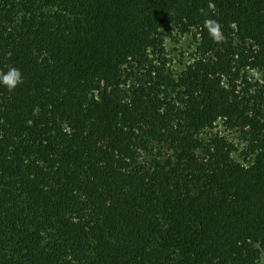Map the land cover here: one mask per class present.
I'll use <instances>...</instances> for the list:
<instances>
[{"label": "trees", "instance_id": "trees-1", "mask_svg": "<svg viewBox=\"0 0 264 264\" xmlns=\"http://www.w3.org/2000/svg\"><path fill=\"white\" fill-rule=\"evenodd\" d=\"M209 2L0 0V264H261L264 0Z\"/></svg>", "mask_w": 264, "mask_h": 264}, {"label": "rangeland", "instance_id": "rangeland-1", "mask_svg": "<svg viewBox=\"0 0 264 264\" xmlns=\"http://www.w3.org/2000/svg\"><path fill=\"white\" fill-rule=\"evenodd\" d=\"M198 41L192 32L186 34L174 33L172 37L165 42V50L168 57V67L173 75L181 72L193 59L197 50ZM254 78L261 79L262 74L252 72ZM219 134L225 136L229 141L234 143L237 151L234 152V157L242 160L243 151L246 150L247 141L238 130L227 128L221 121H218L215 127L207 130L203 134L204 139H208L209 135ZM261 264H264V251L261 253Z\"/></svg>", "mask_w": 264, "mask_h": 264}, {"label": "clouds", "instance_id": "clouds-1", "mask_svg": "<svg viewBox=\"0 0 264 264\" xmlns=\"http://www.w3.org/2000/svg\"><path fill=\"white\" fill-rule=\"evenodd\" d=\"M209 10H212L213 13L216 9V5L214 3L210 2L207 5ZM201 14L204 13V9L201 8L199 10ZM203 29H206L209 36L215 43H222L225 41V36L222 32V25L219 23V21L207 18L204 20L203 23ZM23 83V77L19 69H17L14 66H10L8 70L0 71V85H3L7 88L9 92L13 91L19 84Z\"/></svg>", "mask_w": 264, "mask_h": 264}]
</instances>
